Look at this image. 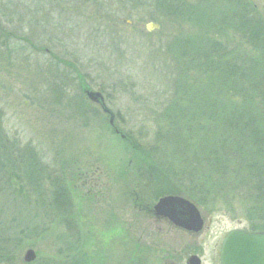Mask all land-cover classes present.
<instances>
[{"label":"rangeland","instance_id":"obj_1","mask_svg":"<svg viewBox=\"0 0 264 264\" xmlns=\"http://www.w3.org/2000/svg\"><path fill=\"white\" fill-rule=\"evenodd\" d=\"M29 1L9 0L12 29L0 15L17 35L11 49L0 47V128L31 157L8 176L0 156V245H16L9 252L21 264L28 249L37 254L32 264H186L194 254L202 264H220L226 236L248 230L235 191L239 177L222 164L221 171L206 172L211 178L182 175L206 165L209 151L219 159L222 142L230 145L229 121L243 130L240 117L252 109L264 129V103L252 91L233 92L237 84L197 63L202 54L188 47L206 50L218 67L221 48L235 42L239 55L259 51L214 22L201 25L198 8L182 20L120 0L82 4L68 14L44 5L31 24L30 9L37 6ZM250 1L264 15V0ZM151 23L159 28L148 31ZM85 91L104 96L116 115L114 128ZM166 130L170 138L163 139ZM243 147L252 152V145ZM181 189L192 192L189 200L204 219L200 233L147 216L164 196L187 198L177 194Z\"/></svg>","mask_w":264,"mask_h":264},{"label":"trees","instance_id":"obj_2","mask_svg":"<svg viewBox=\"0 0 264 264\" xmlns=\"http://www.w3.org/2000/svg\"><path fill=\"white\" fill-rule=\"evenodd\" d=\"M149 1L154 3L156 7H158L157 9L162 11L164 15H175V19L181 18L183 20L185 19L183 17H187L189 11L192 12L194 10L193 13L196 15L197 8L202 9L203 12L199 13L198 17L199 20H203L200 23L201 25H208V21L211 23L214 22V25H217L221 30L233 31L234 34L238 33L243 36L246 43L253 45L256 51L259 52L255 54V56L251 54L239 55L235 50L236 47L239 46V43L235 42L229 48L227 46L221 48L219 67L213 63L210 65L208 52L204 50L202 53H199V47L193 42L188 48L193 50L195 56L202 54L201 58L197 60V63H201L202 66L207 67V69L211 66L212 70L220 71L227 80H231L234 84H237V86H233V92H235L236 89L238 91L241 90L244 95L246 92L252 91L253 99L262 100L264 103V15L260 12L258 7L250 0H194L195 2L191 0ZM201 2H208V4L200 8ZM131 4H133V2ZM183 4L184 9L181 8ZM193 4L195 5L192 6ZM172 10L176 11L175 14H171ZM204 28L208 29V27ZM213 50L214 48H211V53H214ZM250 112H252L253 115L247 112L240 117V120L244 122L243 130L241 131L237 130L238 128L235 127L233 121L228 122L227 129L229 130V135L226 138L230 139V145L224 147V141L222 142L220 148H223L224 151L219 156V159H215L216 153L212 155L209 151L208 158L206 155L204 159L205 163L207 158L206 165H194L191 171L186 174V171H184L182 176L187 175V177L192 180H197V178L201 176L211 178L206 172L213 174L217 171H221L219 167L220 164L223 166V171L232 169L239 177L235 184L238 188L235 189V191L243 201L245 207L244 214L248 221V230L264 231V129L261 119L255 115L252 109ZM259 115L263 117L264 111ZM178 122H180L179 119L171 123L172 127L170 129L175 127ZM169 133V130H166L165 135L162 136L163 139L170 138ZM209 134L213 136L214 141L219 142L218 138L212 134L211 129ZM244 143L252 145V152L244 149ZM135 148L137 149V146ZM228 149H230L231 152L226 151ZM137 151L140 152L139 150ZM0 156H4L5 165L3 171L6 172L8 176L12 173L11 171L17 169L23 161L25 163V161H27L25 160L26 158H31L28 149L24 148L19 150L13 139L3 137L1 128ZM239 157L240 161L238 162ZM24 166L27 167L28 173H30L32 168L31 163ZM28 173L26 174L28 175ZM215 184H217L216 181ZM196 186L206 195L203 185ZM181 190V193H176L184 195L188 199H194L191 191ZM54 200L56 204L59 203V200H62L59 190L55 192ZM15 238L16 241L21 242L20 237ZM0 244H2L1 241ZM15 246L16 245L6 247L0 245V264H21L20 256L16 254L15 257H12L13 254L9 252L10 249L14 250ZM38 264L44 263L40 262Z\"/></svg>","mask_w":264,"mask_h":264},{"label":"water","instance_id":"obj_3","mask_svg":"<svg viewBox=\"0 0 264 264\" xmlns=\"http://www.w3.org/2000/svg\"><path fill=\"white\" fill-rule=\"evenodd\" d=\"M150 24L147 29L152 30ZM158 28V26H157ZM87 97L96 104H100L106 113L104 98L100 93L87 92ZM114 116L111 114V123ZM157 217L168 219L178 229L200 233L204 227V220L197 207L190 201L177 197L166 196L154 206ZM37 258L34 250H27L24 255L25 263H33ZM188 264H201L197 256H192ZM221 264H264V232L233 231L225 239L221 248Z\"/></svg>","mask_w":264,"mask_h":264},{"label":"flooded vegetation","instance_id":"obj_4","mask_svg":"<svg viewBox=\"0 0 264 264\" xmlns=\"http://www.w3.org/2000/svg\"><path fill=\"white\" fill-rule=\"evenodd\" d=\"M115 1H117V0H115ZM29 2L33 5V7L37 6L35 8L30 9V10H32V12L30 13L31 16L29 15L30 18L28 21L31 22V24H32V22L34 23L35 20L41 19L40 14H43V9L46 7L44 5H47V7L50 9L54 5H57L58 6L57 9H63L64 11H66L64 13L68 14V11H70V10H80L82 7V4L86 5L87 7L93 6V7L97 8V7H102L104 5L107 6L108 3H110V2L112 3V0L111 1H108V0H30ZM132 2L134 4H137L138 7L145 6L146 4L151 6V7H154V8L156 6L152 2H149V1L145 2L144 0H139V2L120 0L118 3L124 4L121 6H128V4H130ZM39 5H41V7H38ZM11 9H13V8L11 7V3L9 2V0L8 1L0 0V15L3 16L5 18V20L8 22L7 24L6 23H4V24L8 25L10 28L12 27V23H10L13 19L12 16L15 14V12L12 11ZM11 32H12V30H9L6 26L2 25V23L0 22V47H5V48H3V50H5L6 48L11 49L12 43L15 42L14 38L17 35H13L14 33H11ZM25 36H28L31 39H33L30 42H34L33 34H31V33L26 34L25 33ZM28 37H22V38H28ZM19 40L28 42L27 40H24V39H19ZM2 52L5 53L4 51H1V49H0V54ZM92 106L99 110L101 116L104 119L109 118V120H110V118H111L110 115L106 114L104 112L102 106H99L97 104H92ZM115 119H116V115H115ZM147 216L149 218H153L155 222H161L162 220L167 221V219H165V218L157 217L154 214L153 210H149L147 212ZM191 256H197L198 257L197 254H194ZM191 256L188 258V260L191 258ZM188 260H187V262H188ZM186 264H188V263H186Z\"/></svg>","mask_w":264,"mask_h":264}]
</instances>
